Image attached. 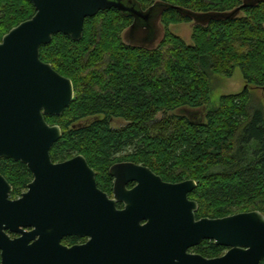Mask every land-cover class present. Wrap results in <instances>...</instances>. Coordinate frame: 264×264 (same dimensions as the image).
I'll return each instance as SVG.
<instances>
[{
    "label": "trees",
    "instance_id": "1",
    "mask_svg": "<svg viewBox=\"0 0 264 264\" xmlns=\"http://www.w3.org/2000/svg\"><path fill=\"white\" fill-rule=\"evenodd\" d=\"M144 10L163 2L198 14L234 11L243 0H138ZM36 13L29 0H0L2 38ZM243 15V16H242ZM134 19L111 9L85 22L79 42L62 34L41 48V60L72 80L74 101L60 117L46 121L62 129L53 162L83 155L108 183L114 157H132L172 182L194 180L197 219L264 214V112L250 109V87L264 88V1L234 19L193 25V45L173 35L172 24L192 23L178 10L163 13L164 33L152 49L128 45L124 34ZM242 73L246 88L223 96L216 109L211 77ZM199 119L182 114L201 110ZM162 115L161 118H158ZM124 123L113 127L114 121ZM130 153V152H129ZM0 174L18 197L32 175L20 162L0 160ZM227 251L205 241L192 252L217 258ZM264 264V260L261 262Z\"/></svg>",
    "mask_w": 264,
    "mask_h": 264
},
{
    "label": "water",
    "instance_id": "2",
    "mask_svg": "<svg viewBox=\"0 0 264 264\" xmlns=\"http://www.w3.org/2000/svg\"><path fill=\"white\" fill-rule=\"evenodd\" d=\"M29 1L35 15L0 42V160L24 164L34 180L13 201L12 187L0 174V264H261L264 214L259 211L197 219L199 204L189 199L197 183H166L151 170L149 199L137 207L136 195L129 192L121 200L126 209L118 211L116 201L98 189L84 156L54 163L50 153L62 129L46 117L62 116L75 90L72 80L41 60L40 51L59 34L81 41L86 20L111 9L134 19L124 34L126 44L152 49L163 37L161 20L169 9L205 26L234 19L264 0H243L234 11L219 14L163 2L144 10L138 0ZM201 112L206 107L182 114L202 117ZM7 231L20 237L11 239ZM68 235L90 241L69 249L61 244ZM205 241L226 253L209 259L190 252Z\"/></svg>",
    "mask_w": 264,
    "mask_h": 264
},
{
    "label": "flooded vegetation",
    "instance_id": "3",
    "mask_svg": "<svg viewBox=\"0 0 264 264\" xmlns=\"http://www.w3.org/2000/svg\"><path fill=\"white\" fill-rule=\"evenodd\" d=\"M161 25H162V23H161ZM163 31H164V29H163ZM199 118L200 117L196 116L193 119L197 120ZM129 152H128V150L123 151L122 153H120L114 157V162H112L108 166V169L106 172L108 183H106L105 185L100 183V180H99L100 172L95 167H92L88 162L89 166L96 173V181H97L98 189L101 192L105 193L108 196L109 200L116 201L115 206H116V209L118 211H124L126 209L125 201H121V200H124L127 197L129 192H131V193L134 192V195H136L135 200L137 203V207H139L141 204L143 205L144 201L149 199L150 170L152 171V173H154V175L160 177L162 179V181H164L166 183L179 184V183L188 181V180H183V181H179V182L168 181V180L164 179L160 174H158L157 172L152 170L150 168V165H147L145 163H139L136 160H134V158L132 157L131 151H129ZM76 156H80V155H76ZM76 156H74V157H76ZM81 156H83V155H81ZM74 157H72V158H74ZM66 161H68V160H66ZM66 161H60V162H54V163H63ZM136 167L146 169L149 172L148 171L146 172L145 170H139ZM28 171L30 172L29 169H28ZM30 174L32 175L31 172H30ZM33 180H34V177L32 175V180L30 183H32ZM8 183L11 185V183L9 181H8ZM30 183L27 184L26 189L23 190L21 195L18 197H14L12 195L13 194V186L11 185L12 192L10 194L9 199L13 200V201L20 199L23 194L28 192V185ZM196 188H195V190H196ZM192 193L189 194V199L197 202L196 200L192 199ZM145 223L146 222H143L142 224H145ZM6 233L11 239H16V238L20 237L19 235L12 234L8 231ZM89 241H90L89 237H83L82 238V237H78L76 235H68V236L63 237L61 244H62V246L70 249V248L75 247V246H84ZM192 250H190V252L195 253V252H192ZM195 254H197V253H195ZM0 263H1V251H0Z\"/></svg>",
    "mask_w": 264,
    "mask_h": 264
},
{
    "label": "rangeland",
    "instance_id": "4",
    "mask_svg": "<svg viewBox=\"0 0 264 264\" xmlns=\"http://www.w3.org/2000/svg\"><path fill=\"white\" fill-rule=\"evenodd\" d=\"M164 28L166 27L164 26ZM168 29L173 35L181 38L187 45L189 46L193 45V41H192L193 24L192 23L172 24L168 27ZM211 87H212L211 101H210V104L208 105V110L216 109L219 106L221 97L229 96V95H237V94L242 93V91L246 88V83L243 79V76L240 70L236 69L232 78H226V77L219 76V75H213L211 77ZM249 89H250L249 92L251 94L249 108L250 109L259 108L264 112V90L256 89L253 87H250ZM161 117L162 115L158 116V118H161ZM123 125L124 123L119 120L113 122V127H121Z\"/></svg>",
    "mask_w": 264,
    "mask_h": 264
}]
</instances>
